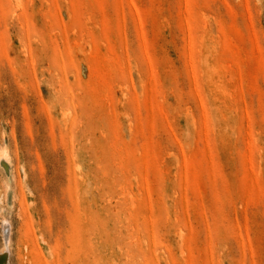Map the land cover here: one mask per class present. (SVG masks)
I'll list each match as a JSON object with an SVG mask.
<instances>
[{
    "label": "rangeland",
    "instance_id": "374dc122",
    "mask_svg": "<svg viewBox=\"0 0 264 264\" xmlns=\"http://www.w3.org/2000/svg\"><path fill=\"white\" fill-rule=\"evenodd\" d=\"M0 259L264 264V0H0Z\"/></svg>",
    "mask_w": 264,
    "mask_h": 264
},
{
    "label": "bare ground",
    "instance_id": "6f19581e",
    "mask_svg": "<svg viewBox=\"0 0 264 264\" xmlns=\"http://www.w3.org/2000/svg\"><path fill=\"white\" fill-rule=\"evenodd\" d=\"M8 229V228H7ZM6 239V238H5ZM2 256V255H1ZM4 258V257H3ZM1 260V259H0ZM2 261V260H1ZM4 262V261H3ZM2 264H4V263H2Z\"/></svg>",
    "mask_w": 264,
    "mask_h": 264
}]
</instances>
